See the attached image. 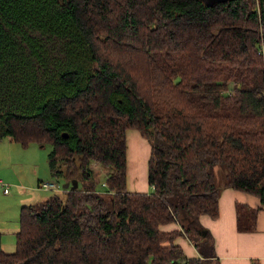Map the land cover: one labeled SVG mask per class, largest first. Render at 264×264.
<instances>
[{
    "label": "trees",
    "instance_id": "1",
    "mask_svg": "<svg viewBox=\"0 0 264 264\" xmlns=\"http://www.w3.org/2000/svg\"><path fill=\"white\" fill-rule=\"evenodd\" d=\"M129 128L151 146L149 193L127 190ZM4 138L51 144V174L78 187L23 205L0 264H220L200 215L223 186L264 207V0H0ZM257 212L238 204V230Z\"/></svg>",
    "mask_w": 264,
    "mask_h": 264
},
{
    "label": "crops",
    "instance_id": "2",
    "mask_svg": "<svg viewBox=\"0 0 264 264\" xmlns=\"http://www.w3.org/2000/svg\"><path fill=\"white\" fill-rule=\"evenodd\" d=\"M126 141L127 190L135 193H149L152 191L148 183V161L151 153L150 143L141 135L139 130L134 128L126 130ZM93 163L91 164L92 166ZM104 185L105 181L103 182ZM97 189L99 188L97 187ZM101 189H104V187ZM218 203V217L212 218L210 215L202 214L199 217V223L212 235L214 239V251L220 264H253L255 261L258 264H264V207L261 204L260 198L229 186H223ZM238 204L251 209H258L256 226L253 231L238 230ZM160 229L165 232L183 230L178 221L161 225ZM14 230V238L16 239L19 227L11 229V231ZM0 233L2 234L4 251L13 253L16 249L15 239H5L3 232L0 231ZM174 243L181 246L187 258L202 257L189 235L183 233L175 239Z\"/></svg>",
    "mask_w": 264,
    "mask_h": 264
},
{
    "label": "rangeland",
    "instance_id": "3",
    "mask_svg": "<svg viewBox=\"0 0 264 264\" xmlns=\"http://www.w3.org/2000/svg\"><path fill=\"white\" fill-rule=\"evenodd\" d=\"M205 1L208 3L210 0ZM51 150V144L32 143L23 147L10 138L0 140V231L3 232L5 239H15V230L11 231V229L16 227L20 229L23 205L39 206L56 193L61 192L59 195H65L64 192L62 193L65 180L53 176L49 169L48 154ZM92 168L97 180L96 185L99 190H103L101 188L104 187L103 182L108 171L97 162L93 163ZM212 170L217 174L216 181L219 184L226 182L225 166L218 165ZM48 181L58 184L61 190L54 191L40 187L41 183Z\"/></svg>",
    "mask_w": 264,
    "mask_h": 264
},
{
    "label": "built area",
    "instance_id": "4",
    "mask_svg": "<svg viewBox=\"0 0 264 264\" xmlns=\"http://www.w3.org/2000/svg\"><path fill=\"white\" fill-rule=\"evenodd\" d=\"M260 51L262 52L263 48ZM40 187L45 188L47 190H54V191H60L61 190V188H60V186L58 184H56L54 182H50V181L41 183ZM5 192H7L6 188H5ZM169 264H177V263L174 262V261H171ZM253 264H255V262Z\"/></svg>",
    "mask_w": 264,
    "mask_h": 264
},
{
    "label": "water",
    "instance_id": "5",
    "mask_svg": "<svg viewBox=\"0 0 264 264\" xmlns=\"http://www.w3.org/2000/svg\"><path fill=\"white\" fill-rule=\"evenodd\" d=\"M63 187L65 188V189H76L77 187H78V182H76V181H72V182H65L64 184H63Z\"/></svg>",
    "mask_w": 264,
    "mask_h": 264
}]
</instances>
